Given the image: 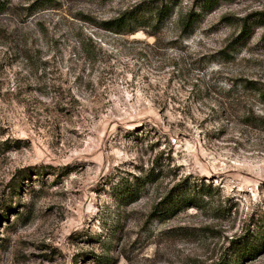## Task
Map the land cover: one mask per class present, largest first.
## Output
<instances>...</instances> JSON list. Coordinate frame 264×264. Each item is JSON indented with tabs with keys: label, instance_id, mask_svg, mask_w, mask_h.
I'll return each mask as SVG.
<instances>
[{
	"label": "rangeland",
	"instance_id": "rangeland-1",
	"mask_svg": "<svg viewBox=\"0 0 264 264\" xmlns=\"http://www.w3.org/2000/svg\"><path fill=\"white\" fill-rule=\"evenodd\" d=\"M203 3L9 0L0 264H264V0Z\"/></svg>",
	"mask_w": 264,
	"mask_h": 264
},
{
	"label": "trees",
	"instance_id": "trees-1",
	"mask_svg": "<svg viewBox=\"0 0 264 264\" xmlns=\"http://www.w3.org/2000/svg\"><path fill=\"white\" fill-rule=\"evenodd\" d=\"M42 1V0H41ZM52 0H44L45 6L46 4H50ZM220 0H204L202 8L204 10H210L213 9ZM43 3V2H42ZM9 4V0H0V12L7 9V5ZM174 4L171 3H161V5H155L154 7L147 6V5H140L138 8L132 9L130 11H124L121 13L118 17H115L109 21L105 22V28L111 31H114L116 33H125V32H133V30H136L132 26H139L142 23L149 24L148 17L146 14L148 12H153L155 15V19L158 22H162L164 19L167 18V16L172 12L174 8ZM139 9V10H138ZM200 14H196L194 11L189 12L187 16L184 18V29L187 30L190 28V25L199 17ZM252 30V27L247 24L246 20H244L243 24V31L242 34L239 35L237 39H245L247 36L250 35ZM253 83H250V87H253ZM257 84L256 88L261 92V95L264 98V82L261 83H255ZM247 86V85H246ZM132 194V193H131ZM186 202V203H184ZM175 203H183L184 208L192 207L195 203L194 201H185V199H175L172 192L168 193L163 199H161L155 206L153 215L159 214L161 211L165 209H172L173 205ZM217 264H223V263H217Z\"/></svg>",
	"mask_w": 264,
	"mask_h": 264
}]
</instances>
